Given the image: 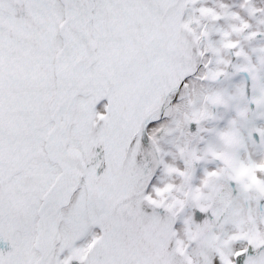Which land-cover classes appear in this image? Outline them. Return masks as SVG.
<instances>
[{"label":"snow or ice","instance_id":"obj_1","mask_svg":"<svg viewBox=\"0 0 264 264\" xmlns=\"http://www.w3.org/2000/svg\"><path fill=\"white\" fill-rule=\"evenodd\" d=\"M0 264H264V0H0Z\"/></svg>","mask_w":264,"mask_h":264}]
</instances>
